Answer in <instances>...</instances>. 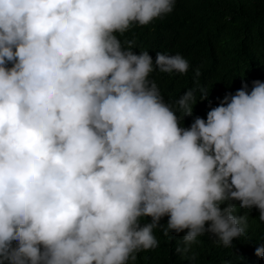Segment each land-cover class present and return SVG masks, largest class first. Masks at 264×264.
Instances as JSON below:
<instances>
[{"label": "clouds", "instance_id": "obj_1", "mask_svg": "<svg viewBox=\"0 0 264 264\" xmlns=\"http://www.w3.org/2000/svg\"><path fill=\"white\" fill-rule=\"evenodd\" d=\"M206 12L0 0V264H130L157 227L231 246L235 201L264 220V40L232 51Z\"/></svg>", "mask_w": 264, "mask_h": 264}, {"label": "trees", "instance_id": "obj_2", "mask_svg": "<svg viewBox=\"0 0 264 264\" xmlns=\"http://www.w3.org/2000/svg\"><path fill=\"white\" fill-rule=\"evenodd\" d=\"M191 1V0H185ZM206 6L205 15L219 26L226 45L233 51L245 42L264 40V0H202ZM204 16H191L197 23H204ZM216 28V27H215ZM132 31L126 32L121 39H132ZM137 45V43L135 42ZM264 50V48H263ZM165 90L166 88L163 87ZM167 91V90H166ZM236 213L247 214L246 232L235 238L233 245L225 246L218 242L212 233H205L192 243L187 252H177V246L183 243L184 233L174 230L165 235L163 228L157 227L154 233L159 240L156 248L140 251L135 262L130 264H264V257L256 253L260 243H264V220L259 218L260 210L240 208L235 201ZM143 217L142 223L150 220ZM168 217L162 218L167 223ZM166 226V224H165ZM187 231V230H185Z\"/></svg>", "mask_w": 264, "mask_h": 264}]
</instances>
